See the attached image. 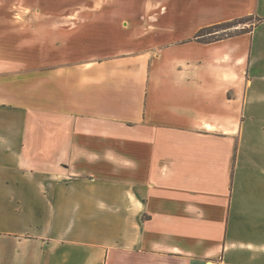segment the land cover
<instances>
[{"label": "crops", "instance_id": "0c3cea01", "mask_svg": "<svg viewBox=\"0 0 264 264\" xmlns=\"http://www.w3.org/2000/svg\"><path fill=\"white\" fill-rule=\"evenodd\" d=\"M0 264H264V0H0Z\"/></svg>", "mask_w": 264, "mask_h": 264}, {"label": "rangeland", "instance_id": "374dc122", "mask_svg": "<svg viewBox=\"0 0 264 264\" xmlns=\"http://www.w3.org/2000/svg\"><path fill=\"white\" fill-rule=\"evenodd\" d=\"M20 19V22H24L22 18L25 16L30 17H38V16H47V17H62V10H15L14 11ZM75 15V14H74ZM43 18H46L44 17ZM242 23L237 24L236 27H240ZM89 28L90 26H80ZM100 29L103 27L105 29V33L113 31L114 34V49L116 52L123 47H129L132 49H143V50H155L163 47L167 42L166 41H156L154 40L155 34L153 30L156 26H98ZM196 26L192 25H184V26H176V33L173 35L175 38H187L191 34V31ZM20 38H25L24 41L20 40V44L35 42L34 50L37 51L38 45L43 42H48L49 53L47 55L50 56V61L53 63L52 65L60 64L62 62V48H58V44L62 43V24H48V25H27L20 24ZM234 27L228 28L226 30H219L218 35H224L225 33L233 32ZM131 29L130 36L131 39L128 40L126 37L128 30ZM101 34V32H100ZM105 36V35H103ZM128 36V35H127ZM214 35L206 36L205 39L212 38ZM101 38V37H100ZM127 38V39H126ZM183 41V40H182ZM181 43V42H176ZM182 45L184 49H189L191 47V43L187 40L183 42ZM32 50V49H31ZM42 51V50H41ZM38 52V51H37Z\"/></svg>", "mask_w": 264, "mask_h": 264}, {"label": "trees", "instance_id": "16d2710c", "mask_svg": "<svg viewBox=\"0 0 264 264\" xmlns=\"http://www.w3.org/2000/svg\"><path fill=\"white\" fill-rule=\"evenodd\" d=\"M243 22H244V19H238V20H233V21H230V22H225V23H221V24H215V25L203 27V28L199 29L195 33L194 39H196L198 41H202V42H210V41L221 39L223 37L230 36V35H232V33L234 31L230 32V33H225L222 36L218 35L216 33H218L219 30H226V29L232 28V27L235 28L237 26V24L243 23ZM234 28H233V30H234ZM241 31H246V30L243 28V29H241ZM214 34H215L214 37L205 39V37L207 35L211 36V35H214Z\"/></svg>", "mask_w": 264, "mask_h": 264}]
</instances>
